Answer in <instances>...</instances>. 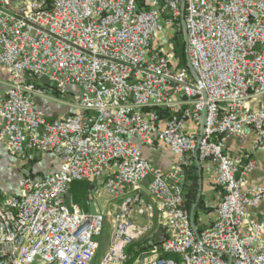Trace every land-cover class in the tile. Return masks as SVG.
Masks as SVG:
<instances>
[{"label":"built area","instance_id":"obj_1","mask_svg":"<svg viewBox=\"0 0 264 264\" xmlns=\"http://www.w3.org/2000/svg\"><path fill=\"white\" fill-rule=\"evenodd\" d=\"M166 28L169 41L186 31L187 66L157 45ZM0 66V147L21 162L59 160L49 175L23 176L18 195L0 190V264L94 263L109 214L69 205L75 181L119 204L99 264H126L150 234L135 264H264V216L251 217L264 180L249 184L256 161L225 152L248 130L252 152L264 151V0H0ZM45 85L73 93L76 112L49 119L35 104L58 101ZM159 143L171 170L144 156ZM193 156L223 191L201 231L184 208Z\"/></svg>","mask_w":264,"mask_h":264},{"label":"crops","instance_id":"obj_2","mask_svg":"<svg viewBox=\"0 0 264 264\" xmlns=\"http://www.w3.org/2000/svg\"><path fill=\"white\" fill-rule=\"evenodd\" d=\"M8 80H9L8 71L0 66V100L6 96V92L8 89ZM35 104L36 107L40 111L45 113L49 119L64 117L71 114L70 109H68L62 103L57 102L56 100H53L51 98L50 99L36 98ZM254 142H255L254 134L251 130H248L245 139L231 138L228 140L225 147L226 154L231 158L243 159L244 163H248L251 160L256 161L257 169L248 178L249 184L251 185L259 184L264 180V151L259 153H253L252 148ZM6 153H7L6 149L4 147H0V172L2 173L1 174L2 177H7V175L5 174L7 173L8 170V163L16 164L17 162H20L19 160H16L15 158L11 157L8 153H7L8 155ZM143 153L145 158L154 166H158L160 168H163L164 170L172 169L174 163L170 156L168 147L165 146L164 144L159 143L153 148L145 147L143 148ZM191 164L197 167V173L200 179L203 180V194L208 197L209 205L214 207L212 209L215 210L222 198V191L218 187L213 186L212 184L213 177L215 174V168L208 162H204V163L199 162L196 156H193V158H191ZM58 168H59V160L54 155L48 154L44 157H41L35 165L28 168L27 172L22 171V175H26L27 173L30 172L34 177L40 178L44 175H47L46 172L50 174L58 170ZM89 184H91L92 187L88 195V200L89 202L94 203V201H90L91 195L93 194V192L96 191L97 188H100L101 186L97 183H91V182H89ZM0 189L10 194L17 193L18 195L20 192V181L18 179L16 185L10 186L7 183L1 182L0 179ZM109 200L111 199L109 198L102 205L94 203V205L96 206L95 212L96 211L100 212L99 210L100 207L102 210L103 209L116 210L118 206L114 203L113 205L112 203H110ZM68 203L70 205L78 206L70 201L69 194H68ZM79 208L86 213H90V211H88L85 208H81V207ZM212 216L213 218L211 219L210 224L216 218L215 211H213ZM263 216H264V201L261 203V205L258 208L252 211V219L260 220L262 219ZM207 219H208L207 216L200 217L199 219L200 223L198 224V227L201 228V230L205 229L210 225L207 222ZM140 223H142L141 220Z\"/></svg>","mask_w":264,"mask_h":264},{"label":"rangeland","instance_id":"obj_3","mask_svg":"<svg viewBox=\"0 0 264 264\" xmlns=\"http://www.w3.org/2000/svg\"><path fill=\"white\" fill-rule=\"evenodd\" d=\"M171 35L172 34L170 32V29L166 28L165 31L158 36V44L157 45H160L163 49L172 50L174 52L175 50L177 51V48H178V45L177 44L178 43L183 42V41L185 42V35H184V39H181V38H179L178 40L171 39V41H169V38H170ZM185 44H186V42H185ZM178 55L181 56L182 54L180 53ZM72 100H73V93H67L66 95H64V99H58L57 102H60L63 105H65L68 109L71 110V114H73V113L76 112V109L73 107L72 103H70V102H72ZM39 159L35 160L34 162H30V163H26V162L20 163L21 161L20 162H17L16 164L15 163L14 164L13 163H10V164L8 163V170H7V173L5 174V175H7V177H2V175H1L2 173L0 172L1 182L7 183L10 186H14V185L17 184L18 179H19V181L21 183V179H22L23 176H30V177H33L34 178V176L30 172L27 173L26 175H22V171L23 172H27L28 171V168H30L31 166L35 165L39 161ZM16 160H18V159H16ZM151 165L154 166L152 163H151ZM191 165H192L191 164V161H189V164H187L186 166H183V172H184V192H185V195L184 196H185V199H186V196L189 193V191L192 190V191L195 192V194H196V200H197L196 202L199 203L201 201L202 208L204 209V211L201 212L199 216L200 217L207 216L208 217L207 222L210 224V221L213 218L212 213L215 210L212 209L214 207H212V206L209 205L208 197L203 194V180L200 179L197 171L195 173H192V174H189V175L187 174V171L185 170V168L188 167V166H191ZM154 167H158V166H154ZM173 167H174V164H173ZM46 174L49 175L48 172H46ZM44 176H46V175H44ZM44 176H42V177H44ZM42 177H40V178H42ZM189 178H190V180H189ZM191 178H196L195 179L196 180L195 187H193V180H191ZM212 184H213V186H216V185H214V183H212ZM91 187H92V185L89 184V182H86V181H75L74 183H72L69 186L70 193L68 191V194H69V199H70V201L72 203H75L76 205H78L81 208L87 209L88 211H90L89 214H91V213L92 214L104 213L105 215L106 214H109L108 217H107V219H106L104 234H103V236L101 238V241L103 243V247L99 251L97 258L95 259V261L93 263V264H99L101 262L103 256H104V254H105V248L107 247V245H108V243L110 241V235H111L112 228H113L114 216H115V214L119 210V204H118V202L116 203V202H114L112 200L111 196L106 192V190L104 188H101L100 187V188H97L95 192H93V194L91 195V200L90 201H94V203H97V204L102 205V204H104V202H106L110 198L111 199V200H109L110 203H112V204L114 203L118 207L116 208V210H109V209H103L102 210L101 207H100L99 208L100 212H97V211L95 212L96 206L94 205V203L89 202V200H88V195H89V193L91 191ZM219 189L222 191L221 188H219ZM0 190L3 193H7L9 195H13V196H16L17 195V193L10 194L8 192L3 191L2 189H0ZM222 196H223V191H222ZM67 202H68V195H67ZM187 211H189V210H187ZM189 212L193 214L194 228L196 227L197 230H198V225H197V223L195 222V219H194V211H192V212L189 211ZM134 215H135L133 217L134 222L137 223L139 226H144L147 223V221H148L147 219L148 218H146L144 216H141V215H137L136 213ZM200 217H199V219H200ZM251 217H252V214H251ZM139 219L142 221V223H140V220ZM199 219H198V224L200 223ZM155 223H156V221H155ZM146 241L153 242L152 241V235L151 234L148 235L146 238H144L141 242H137V243H141L142 244L143 242H146ZM126 253H127V250H126ZM127 257L129 259L128 254H127ZM128 259H127V261H128ZM137 259H136V261H137Z\"/></svg>","mask_w":264,"mask_h":264},{"label":"trees","instance_id":"obj_4","mask_svg":"<svg viewBox=\"0 0 264 264\" xmlns=\"http://www.w3.org/2000/svg\"><path fill=\"white\" fill-rule=\"evenodd\" d=\"M179 38L184 39L183 32L176 33L173 39L178 40ZM177 45H178L177 51L175 50L174 52L176 53V55L180 59L181 66L185 67L188 65V61L186 58V44L183 41V42L178 43ZM180 53L182 54L181 56L178 55ZM45 91L51 97H54L56 99H64V95H62L55 87L45 85ZM185 170L187 171V174L189 175V174L195 173L197 171V167L192 164L191 166L186 167ZM195 179L196 178H191V180H193V187H195V184H196ZM189 180H190V178H189ZM196 201H197L196 200V194L194 191L191 190V191H189V193L186 196V199L184 202V205H185L184 207L191 212L194 211V219L198 225V219L200 217L199 215L201 212L204 211V209L202 208L201 201L199 203H197ZM198 231H201V228L198 227ZM151 244H152V242L146 241V242H143L142 244L141 243H134L131 246H129L127 249V254L129 256V259H128L126 264H134L136 259L141 254L146 253L150 250ZM165 257L169 258V259H175L176 261L179 262L178 256L168 255Z\"/></svg>","mask_w":264,"mask_h":264},{"label":"water","instance_id":"obj_5","mask_svg":"<svg viewBox=\"0 0 264 264\" xmlns=\"http://www.w3.org/2000/svg\"><path fill=\"white\" fill-rule=\"evenodd\" d=\"M185 32V36H186V31H184ZM191 71L193 72V70L191 69Z\"/></svg>","mask_w":264,"mask_h":264}]
</instances>
